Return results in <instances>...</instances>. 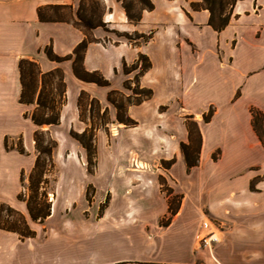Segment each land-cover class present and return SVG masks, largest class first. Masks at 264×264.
Here are the masks:
<instances>
[{"label":"crops","instance_id":"crops-1","mask_svg":"<svg viewBox=\"0 0 264 264\" xmlns=\"http://www.w3.org/2000/svg\"><path fill=\"white\" fill-rule=\"evenodd\" d=\"M81 1L0 0V204L18 211L26 208L17 199L20 177L30 173L35 162L33 133L37 128L24 117L31 107L18 102L20 59L35 60L43 72L63 71L67 100L55 126L61 129H41L57 141L53 158L61 171L69 169L67 177L74 184L80 162L75 155L78 147L71 144L64 158V142L66 130L80 122L78 96L85 92L105 108L110 87L76 79L70 61H49L43 50L50 46L64 57L87 36L94 41L86 47L83 66L114 81L111 87L120 88L126 76L123 63H134L141 53L151 62L141 83L153 90V97L175 102L181 99L184 110L195 117L214 107L210 122L200 127L201 160L216 148L223 160L236 149L263 155L264 146L251 129L249 109L255 107L264 113V0L237 1L229 24L221 32L208 26V11L190 8L191 2L200 0H151L154 8L142 11L136 24L128 21L117 0H98L104 8L102 20L110 30L130 35L152 33L149 41L139 40L138 44L120 37L111 42L102 28L85 32L72 20L44 23L37 17L41 7L62 5L70 6L75 18ZM189 97L197 100L188 102ZM137 110L129 113L137 118ZM16 138H21L25 154L15 147L5 148V141ZM255 164L262 169L264 160ZM176 166L183 168V175L173 174ZM185 168L179 159L166 171L174 191L182 196L167 226L159 224L169 216L166 201L111 203L98 218H55L53 205L42 224L25 217L35 232L33 238L20 239L0 229V264H264V180L252 189L255 172V177L226 189V176L220 170L203 174L195 188L192 174ZM139 189L148 193L143 186ZM151 193L161 196L159 191ZM73 207L70 202L64 208ZM209 231H217L219 239L210 248H203L196 240Z\"/></svg>","mask_w":264,"mask_h":264},{"label":"rangeland","instance_id":"rangeland-1","mask_svg":"<svg viewBox=\"0 0 264 264\" xmlns=\"http://www.w3.org/2000/svg\"><path fill=\"white\" fill-rule=\"evenodd\" d=\"M95 1L97 0L81 1V3H83V8L86 10L85 13H90L87 10L93 9L94 6H96ZM99 6L100 7L96 9V13H101L102 6L101 4ZM104 30L108 33L111 42L119 38L108 27ZM120 38L124 40L123 37ZM130 65L131 64H129V66ZM135 74L136 72H132L131 74L126 75L123 80H121L119 89L111 87L114 84V81L108 80L110 90L118 91L124 96H130V101H134L135 98H133V94L131 93L135 88L134 84H131L130 90L125 89L123 84L127 79L132 80ZM141 78L140 85L144 88L150 89L152 95L149 98L142 100L139 104H130L126 107L127 115L136 122L134 126L128 127L119 124L116 120L115 108L108 102L106 103L107 105L105 104V108H107L108 111L107 118L109 119V123L104 128L94 131L96 143V168L92 175L88 174L86 171L87 156L85 150L69 134L71 130L80 134L86 128H90L91 126L92 128H96L100 124L99 118H97L98 109L96 104H94V118L90 121L88 115V102L90 100L86 99L83 102V121L79 118V124L66 130L67 140L64 142L65 146H67L64 158L69 154L70 151H68V148H71V144L78 147V151L75 154L80 161L78 176L75 179L74 184H71L73 181L67 177L70 173L69 169H63L61 171L59 165L53 158V168L47 177L48 183L45 185L51 208L54 205L57 210L54 215L55 218H98L102 216L105 209L111 205V203L120 204L129 201H166L169 206L170 201L172 206H175L178 202L180 204L182 196L174 191L175 185L167 178L166 171L171 169L177 160L183 159L180 151V144L187 143L188 141L186 125L196 122L200 130V127H203L205 124L203 121V114L208 113L209 108L213 106H209L205 109V112L195 117L184 110L181 99H177L175 102L173 99L162 100V98L158 96L153 97V90L149 87L143 86ZM89 97L94 98L90 95ZM188 100V102H192L197 99L195 97H189ZM139 106H142L143 110H139ZM100 107L102 110L105 109L101 105ZM31 109L32 107L29 111H31ZM130 109H138L135 116L139 119L131 116L129 113ZM50 129L59 130L61 128L52 126ZM193 138H195L194 132ZM53 139L55 140V138ZM21 143V138H16L15 140L8 142L7 145L9 148H17ZM190 151L192 152V150ZM200 153L197 166L190 170L185 168L187 174H192L191 183L195 188H197L196 183H199L200 178L203 179V174L218 173L220 170L224 173L223 177L226 176L224 180H226L227 184L223 185L226 189L235 187L239 182L255 177V172L257 173V176L251 182L252 189L257 182L264 180V166L261 169V165L255 164L257 162L263 163L264 152L262 155L255 150L246 152L238 151L236 149L235 151L227 153L224 160L219 148L213 149L207 157L202 156V160ZM172 159L174 160V163L169 167V162ZM183 173L184 170L180 166H176L173 172L175 176H181ZM28 175L29 173L24 175L25 180L23 182V187L21 186L20 189V192L25 195H28L29 193L27 189ZM232 176L236 177L230 179ZM203 183L206 182L203 181ZM216 184L217 183L210 187L212 188ZM142 186L147 188L146 191H148V193H142V190L139 189ZM152 191H159L161 196H155V194L151 193ZM169 192H172V194L169 195ZM70 202H73L74 207L72 210H70V208L67 210L64 207ZM19 212H21L22 215L24 214L29 220L26 208ZM2 216L5 217V212L2 213ZM168 217L163 218L159 224L161 226L166 225L168 223ZM218 227L222 230L223 225L220 224ZM214 232L219 239L217 231ZM196 241H198V238ZM200 246L203 247L202 245ZM80 263H83V261L81 260Z\"/></svg>","mask_w":264,"mask_h":264},{"label":"trees","instance_id":"trees-1","mask_svg":"<svg viewBox=\"0 0 264 264\" xmlns=\"http://www.w3.org/2000/svg\"><path fill=\"white\" fill-rule=\"evenodd\" d=\"M91 1V0H88ZM93 1V0H92ZM121 3L125 10L127 19L131 23H138L141 19L142 11H150L154 8L151 0H117ZM239 0H200L191 2L190 8L194 11L206 10L209 13L208 26L215 32H221L229 24L232 10L236 2ZM93 9L87 10L90 13H85L83 3L80 2L79 8L75 13V18L71 13L70 6L49 5L41 7L37 10V17L40 22H69L73 23L85 32H90L95 28H106V24L102 20L104 8L101 7V13H96V9L100 7V2L95 1ZM118 37H123L133 44H138L139 40L147 42L151 39L152 33L130 35L128 33H119L113 31ZM94 41L89 36L79 43L70 55L60 57L56 55L50 46H46L43 50L46 58L49 61L61 63L65 61L71 62V70L74 77L82 82L92 83L98 87H109V81L105 79L99 72H89L83 66L84 52L88 43ZM151 68V62L144 54L139 53L137 59L130 66L123 63L122 69L125 75L136 72L133 79L124 81V88L130 90L131 84L135 88L131 91L134 101H130V96H124L122 93L110 90L107 93V102L115 108L116 120L119 124L131 127L136 124L126 113V107L130 104H139L142 100L149 98L152 95L150 89L140 85V78ZM20 94L18 102L25 106L32 107L31 111L24 113V117L29 119L37 128L33 133L35 162L32 170L28 175V195L20 192L17 199L25 203L26 211L29 219L34 223L42 224L44 220L51 215V203L48 200V192L46 186L48 183L47 177L53 168V152L57 147L56 141L50 136L49 131H44L43 127H52L59 125L60 113L62 107L66 103V84L63 71L60 68L43 72L39 64L35 60L20 59L18 62ZM143 95V97H142ZM89 99L88 102L89 120L92 121L94 113V104L97 106V118L100 124L96 128H86L82 133L70 131V136L75 139L86 152L88 174L92 175L96 168V143L95 130L104 128L108 123L107 108L101 109L99 102L95 98H90L85 92H81L77 99V107L79 110V118H82L83 102ZM250 125L259 143L264 146V113L255 108L250 107ZM214 114L213 107H210L208 113L203 114V121L210 122ZM92 125V124H91ZM188 131L187 143L180 144V151L183 156L185 167L187 170L197 166L199 161V153L202 145V136L196 122L186 125ZM193 132L195 138H193ZM5 148L8 149L5 141ZM20 154H25V150L21 143L15 148ZM192 150V152L190 151ZM191 152V153H190ZM174 163L172 159L169 162V167ZM168 168V167H167ZM25 177L21 174L20 181L23 187ZM172 192H169V195ZM179 202L172 206L169 201L168 223L171 217L177 212ZM5 212V217L2 213ZM0 229L8 232H13L20 239L33 238L35 232L29 227L25 216L19 211L6 204H0Z\"/></svg>","mask_w":264,"mask_h":264},{"label":"built area","instance_id":"built-area-1","mask_svg":"<svg viewBox=\"0 0 264 264\" xmlns=\"http://www.w3.org/2000/svg\"><path fill=\"white\" fill-rule=\"evenodd\" d=\"M218 237L216 236L214 231H209L204 235L198 237V243L205 248H210L213 242H217Z\"/></svg>","mask_w":264,"mask_h":264}]
</instances>
